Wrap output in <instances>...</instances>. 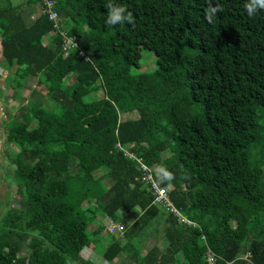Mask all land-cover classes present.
Returning <instances> with one entry per match:
<instances>
[{
    "label": "trees",
    "instance_id": "16d2710c",
    "mask_svg": "<svg viewBox=\"0 0 264 264\" xmlns=\"http://www.w3.org/2000/svg\"><path fill=\"white\" fill-rule=\"evenodd\" d=\"M249 2L0 0L1 63L15 96L29 78L46 91L5 125L23 207L4 208L0 264H94L82 251L103 241L101 217L137 210L125 244L109 236L107 263L264 264V9L249 15ZM109 3L132 23L107 24ZM66 38L77 44L67 56ZM147 52L152 73L141 66ZM127 153L163 171L157 183L173 185L172 205L197 227L152 206ZM154 225L167 247L144 257L134 242Z\"/></svg>",
    "mask_w": 264,
    "mask_h": 264
},
{
    "label": "rangeland",
    "instance_id": "374dc122",
    "mask_svg": "<svg viewBox=\"0 0 264 264\" xmlns=\"http://www.w3.org/2000/svg\"><path fill=\"white\" fill-rule=\"evenodd\" d=\"M21 1V0H20ZM39 5V4H37ZM37 5H33V10L31 12L32 17H36L38 15V12H41V8L37 7ZM47 43V40L45 41ZM2 59V56H1ZM156 56L153 52H147L144 53L143 58L141 60V66L142 70L148 73H152L156 70L157 65H156ZM7 73V72H6ZM14 73L12 71H9L8 76L6 77L7 81L3 82L2 85H0V88L4 87V92L0 94V180H3L4 177L8 178V181H12V207H20V209L23 207L22 206V196H23V190L14 184L13 176V170L7 169V161L11 160L12 157L15 156V154L18 152L17 148L13 146L12 144H9L6 141L5 138V125L9 123L12 120H22L21 117L19 116L21 114V110L24 109L25 102L28 100V98H34L37 97L38 94L42 95L43 97L46 96V91L43 88H38L36 87V82L37 80L34 78H29L26 83L24 90L21 92V96L18 98L14 94V89L11 88V77L13 79ZM75 79L72 77L70 78V81H66L68 85H72ZM38 93V94H37ZM6 96V97H4ZM103 97V91H99L96 94L92 96V99L94 101L100 100ZM2 100V101H1ZM25 105V106H24ZM126 119V118H125ZM163 159L169 157V154H163ZM7 170L12 171V175L7 176ZM9 174V173H8ZM107 174V170L101 169L95 173V177L99 178L103 175ZM1 182L0 181V202L1 207H0V214L3 213L4 208L7 206V202L9 201V198H5V191L4 188L1 187ZM17 186V187H15ZM8 188H5L7 190ZM5 203V204H4ZM86 205V204H85ZM93 206V205H91ZM137 212V211H136ZM5 213V212H4ZM125 212H122V218H124V224L127 227V229L132 225V223L137 219L141 212L138 210L137 213H130V214H124ZM89 215H91L89 213ZM88 215V216H89ZM101 221V220H100ZM103 224L105 225V221H103ZM88 230H91V227L88 228ZM106 229H104L102 233V238L103 241L100 242L98 245H92L89 248H86L82 252V257L84 259H91L94 264H130L131 262L128 261V257L120 256L118 259H116L113 263H107L103 255L106 251V248L108 247V238L109 235H106ZM146 237L144 236L142 239V236L140 237V241L134 242V246L137 250L141 251L142 256L144 257L147 256L148 252L157 247L160 251H164L166 249V239L164 235V228L160 226H152L146 231ZM111 237V236H110ZM124 242V241H123ZM126 241L124 242V244Z\"/></svg>",
    "mask_w": 264,
    "mask_h": 264
},
{
    "label": "built area",
    "instance_id": "2783aa9c",
    "mask_svg": "<svg viewBox=\"0 0 264 264\" xmlns=\"http://www.w3.org/2000/svg\"><path fill=\"white\" fill-rule=\"evenodd\" d=\"M47 7V13L50 14L51 20H53L56 24L58 23V17L53 12V10H50L52 7L51 2H46ZM77 47V44L69 38H66L64 40V46L63 51L65 52V55L67 56L69 54V51L71 49H74ZM127 157L131 160H136L140 164V170L144 172L145 174L141 178V182L145 184L148 188V190L152 193L154 197V205L158 206L160 208H163L165 212L168 214H173L177 217L178 223L181 225H186L187 227L195 228L197 227V224L189 221L180 213L171 203L169 193L171 191V188H161L155 181L154 175L152 174V171L145 166L140 160L136 159L133 155L127 153ZM106 232L110 236H114L116 239H123L125 232H126V226L123 223L115 222L113 220H109L107 223ZM213 256H209L208 262L210 264H213Z\"/></svg>",
    "mask_w": 264,
    "mask_h": 264
},
{
    "label": "clouds",
    "instance_id": "9594fccd",
    "mask_svg": "<svg viewBox=\"0 0 264 264\" xmlns=\"http://www.w3.org/2000/svg\"><path fill=\"white\" fill-rule=\"evenodd\" d=\"M245 7H246V9L248 11V14L249 15H252L256 11L257 8L264 9V0H250V2L245 5ZM216 11H218V9H210V11H209V17H211V15H213ZM125 22L132 23V15H131V13L130 12H127L126 9L122 5H120V4H117V3H109L108 4V13H107V21H106V23L109 24V25H116V24H123ZM136 159H138V158H136ZM140 161L142 162V160H140ZM149 169L152 171V174L154 175L155 181H156L157 174H162L163 173V171H161L160 169H159L158 173H156L157 171L155 169L151 168V167ZM163 178L164 179L170 178L169 177V174L167 172H165L163 174ZM6 180H7V178L4 177V179L3 180H0V181H2V184H3ZM145 187H146L147 191L152 195V193L148 190V188H147L146 185H145ZM159 187H161V188H171V191L169 193V196H171L172 191L174 190L173 189V185H167V186H163V187L159 185ZM153 203H154V197H153L152 206H155ZM101 220L102 221H105V229H106L107 228L108 221L109 220H112V219H110L108 217L103 219L101 217ZM113 221H115V220H113ZM115 222H119V223H123L124 224V222H120V221H115ZM126 230H127V227H126ZM112 237H114V236H112ZM116 240L120 241L121 243H124L125 242V235H124V238L123 239H116Z\"/></svg>",
    "mask_w": 264,
    "mask_h": 264
},
{
    "label": "crops",
    "instance_id": "0c3cea01",
    "mask_svg": "<svg viewBox=\"0 0 264 264\" xmlns=\"http://www.w3.org/2000/svg\"><path fill=\"white\" fill-rule=\"evenodd\" d=\"M6 72H8V73H6ZM8 74H9V71H7L4 67H3V65H2V63H1V46H0V85H2V83L3 82H5V81H7V79H6V77L8 76ZM9 81V80H8ZM7 81V82H8ZM11 86V85H10ZM11 90H12V87L10 88ZM4 90V87L3 88H0V94H2V92H4L3 91ZM4 97H6V96H4ZM2 101V100H1ZM5 138H6V136H5ZM1 155L2 154H0V157H1ZM7 163V166L9 165V161H7L6 162ZM8 179V178H7ZM12 180V179H11ZM14 184L16 185V183L14 182ZM18 186V185H17ZM17 186H15V187H17ZM1 187L2 188H4V191H5V198H9V201L6 203L7 205L9 204L11 207H12V201L10 202V200H12V181H8V180H6L3 184H2V182H1ZM5 188H8L7 190H5ZM0 204H2L1 202H0ZM5 204V203H4ZM1 206V205H0ZM12 208H15V207H12ZM16 209H20V207H17ZM137 212H138V210H137ZM137 212H135V213H137ZM3 214L4 213H2V214H0V218L3 216ZM121 216V219L119 220L120 222H124V218H122V214L120 215ZM107 235V234H106ZM108 245V244H107ZM89 248V247H88ZM86 249V248H85ZM84 249V250H85ZM83 250V251H84ZM82 251V252H83Z\"/></svg>",
    "mask_w": 264,
    "mask_h": 264
}]
</instances>
